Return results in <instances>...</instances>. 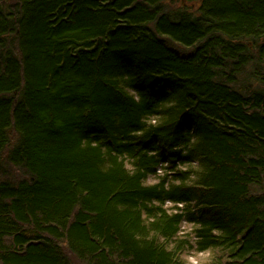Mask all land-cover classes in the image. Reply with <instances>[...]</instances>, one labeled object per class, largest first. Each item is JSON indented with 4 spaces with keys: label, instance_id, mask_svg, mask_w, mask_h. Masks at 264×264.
Wrapping results in <instances>:
<instances>
[{
    "label": "trees",
    "instance_id": "1",
    "mask_svg": "<svg viewBox=\"0 0 264 264\" xmlns=\"http://www.w3.org/2000/svg\"><path fill=\"white\" fill-rule=\"evenodd\" d=\"M187 1L0 0V264H264V0Z\"/></svg>",
    "mask_w": 264,
    "mask_h": 264
},
{
    "label": "clouds",
    "instance_id": "2",
    "mask_svg": "<svg viewBox=\"0 0 264 264\" xmlns=\"http://www.w3.org/2000/svg\"><path fill=\"white\" fill-rule=\"evenodd\" d=\"M131 77L125 76L120 78V82L118 84V87L120 90L131 98L133 101L137 103H143V96L136 91L132 86H131ZM175 107L174 102H167L162 105L161 110H166V109H171ZM141 123L145 125V127L142 130L135 131L132 134L134 136L138 137H143L146 135V133L151 130V129H159L163 127L166 124V119L160 115H155L152 113H148L145 115ZM199 143V140L197 138H193L191 141V144L189 147H195ZM177 150H183V146H181ZM187 155V153H185ZM151 157H158L159 152L154 151L149 153ZM124 161H129L131 160V157H129L127 154H125L124 157L121 158ZM125 167L129 170L131 174H135L136 169L131 163H126ZM169 165L165 164L161 168H159L157 174L149 175L148 179L144 180L142 182L143 186L146 188H152L156 187L161 183V178L166 177L169 175L168 169ZM178 172H195V173H203L205 172V169L200 165L199 162H194V163H184L179 165L177 168ZM200 179L198 175H192L187 181H181V180H176L173 181L174 184L181 186V187H189V186H195L196 182ZM165 190H167V186H165ZM168 208H174L176 205L174 204H168ZM180 208H186L188 207L187 204H183L182 206L179 205ZM202 225L197 224V223H182L180 225L181 230L178 232V237L179 238H184L189 235H193L196 233L197 230L201 229ZM215 235H224L222 232L216 231ZM138 240L143 239V237L137 235L136 237ZM153 238L152 235L147 237V239L151 240ZM171 250V249H169ZM233 251L230 247H225V248H215V247H209L205 249L204 251H197L194 252L191 255H183L179 259L182 262V264H226L228 260V255ZM221 257L223 259H221Z\"/></svg>",
    "mask_w": 264,
    "mask_h": 264
},
{
    "label": "rangeland",
    "instance_id": "3",
    "mask_svg": "<svg viewBox=\"0 0 264 264\" xmlns=\"http://www.w3.org/2000/svg\"><path fill=\"white\" fill-rule=\"evenodd\" d=\"M11 1V0H10ZM167 6H168V9L170 10H177L179 9L180 7H183L184 9H191L192 12H194V8L196 6L197 3H190L188 2L187 0H167L166 2ZM9 171V176L16 180V179H19L20 177H22L21 173L16 170L15 168L13 167H10L8 169ZM169 203H167L168 205ZM170 209V208H168ZM190 239L191 241H193V237L192 235H190ZM194 252H197L195 249H189L187 250L184 255H191L193 254ZM70 258V261L72 262V264H81L78 259L76 257H74L72 254H70L68 251L66 252Z\"/></svg>",
    "mask_w": 264,
    "mask_h": 264
}]
</instances>
